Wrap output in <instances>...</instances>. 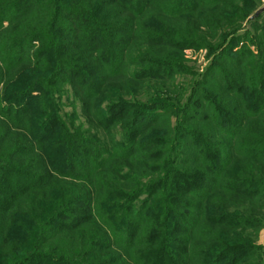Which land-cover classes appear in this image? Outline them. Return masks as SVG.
<instances>
[{
  "label": "trees",
  "instance_id": "obj_1",
  "mask_svg": "<svg viewBox=\"0 0 264 264\" xmlns=\"http://www.w3.org/2000/svg\"><path fill=\"white\" fill-rule=\"evenodd\" d=\"M260 4L0 0V264H264Z\"/></svg>",
  "mask_w": 264,
  "mask_h": 264
},
{
  "label": "rangeland",
  "instance_id": "obj_2",
  "mask_svg": "<svg viewBox=\"0 0 264 264\" xmlns=\"http://www.w3.org/2000/svg\"><path fill=\"white\" fill-rule=\"evenodd\" d=\"M264 11V0H261V4L258 7V9L254 12V14L250 17V20H254L256 16L261 14ZM259 22L264 21V17H260L257 19ZM246 25V23H245ZM249 31L248 35L244 36V32ZM255 30V28H252L250 24H247L245 26V29L243 30L242 36H240V43L235 47V49L238 51L241 47L243 48L244 45L250 46L253 50L256 49V47L252 44L251 39H257L260 38L258 35L260 34V31ZM256 33V35H255ZM246 41V42H245ZM186 56L192 60L193 63H196L197 68L200 71H205L206 68L209 66L210 61L212 60V57L209 55L208 51L204 48H189L186 49ZM235 56V55H234ZM237 57V56H235ZM192 63V64H193ZM220 65V64H218ZM227 66H225L226 68ZM212 74H215V72H211ZM71 102H73V99H71ZM66 104V111H72L73 109V103H69L65 100ZM79 105V103H77ZM76 104V105H77ZM77 105L78 112L80 111V106ZM256 203L259 204L257 201ZM254 208V207H253ZM255 209V208H254ZM260 212L257 213L258 217H261L262 219V225L259 226L256 229L247 230L249 237L251 238L252 242L257 245V247L264 248V211L262 209L258 210ZM252 231V232H251ZM262 251V250H261Z\"/></svg>",
  "mask_w": 264,
  "mask_h": 264
}]
</instances>
